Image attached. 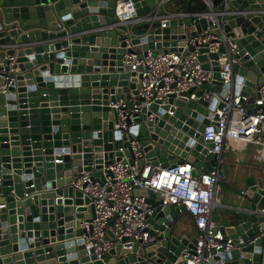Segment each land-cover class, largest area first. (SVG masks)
<instances>
[{"label":"water","instance_id":"95a60500","mask_svg":"<svg viewBox=\"0 0 264 264\" xmlns=\"http://www.w3.org/2000/svg\"><path fill=\"white\" fill-rule=\"evenodd\" d=\"M133 1L137 14L149 19L128 33L111 27L116 0H0V264H172L186 246L195 251L196 236L177 229L185 206L163 207L147 189L136 193L155 207L149 219L153 243L141 246L124 237L98 258L87 254L82 237L81 222L94 216V207L73 183L83 172L102 176L103 166L122 156L120 148L132 155L131 141L138 139L146 160L162 168L190 162L199 176L216 165L203 131L222 101L171 95L165 105L135 112L134 121L127 119L128 131L115 127L111 102L127 98L133 109L138 94L140 75L125 56L176 51L195 34L188 29L192 15L163 18L170 13L166 0ZM223 1L229 10L225 31L236 36L241 26L244 34L235 40L234 78L225 87L247 96L253 113L264 85V0ZM206 51L200 60L215 70V79L197 96L223 89L219 54ZM245 190L243 197L235 191L240 197L233 200L234 212L217 226L234 249H213L220 253L213 264H264V181L250 177Z\"/></svg>","mask_w":264,"mask_h":264},{"label":"built area","instance_id":"2783aa9c","mask_svg":"<svg viewBox=\"0 0 264 264\" xmlns=\"http://www.w3.org/2000/svg\"><path fill=\"white\" fill-rule=\"evenodd\" d=\"M166 1L168 3L173 0ZM116 3L117 22L111 27L120 25L125 27L126 32L131 33L133 25L149 19L148 16L137 14L133 0H116ZM205 3L208 7L206 11L192 14L168 13L163 16L167 19L192 15L188 29L195 34L187 37V43L180 46L181 49H148L146 53L141 51L125 56L131 70L140 75L136 83L138 94L132 97L133 109L129 108L127 98L111 102V106L118 115L115 127L128 131L127 119L134 121L135 112L141 111L144 106L149 109L153 104L165 105L171 95L178 97L188 93L190 100L222 101L223 107L217 106L211 111V116H208L210 123L203 131L205 143L212 144L208 147V153L216 155V165L212 170H203L199 176L193 175L194 166L190 162L162 168L146 160L141 142L135 139L130 142L132 155L125 153L126 148H120L122 156L115 157L110 164L104 165L102 176L94 177L89 172H83L73 184L91 197L94 207V216L81 222V229L84 230L82 237L88 255L94 254L99 258L124 237L139 242L141 246L155 241L149 222L155 207L147 197L136 193L142 189L155 194L156 200L163 201V207L171 204L185 206L184 214L192 219L195 233L184 236H196L195 251L191 252L186 246L172 264H213L215 257L220 256L213 249L221 246H225V252L234 249L232 239L224 242V236L217 230L218 224L213 220L214 209L218 204L216 197L221 182H233L229 172L230 162L226 157L240 143L259 146L264 155V85L257 91L259 96L255 99L253 113H249L247 96L241 95L233 87H225L232 84L234 78L233 64L236 59L232 52L235 40L244 34L241 26L235 28L236 36L225 31V15L229 13L226 1L220 8L215 6L213 0H205ZM163 4L162 2L161 6ZM202 19H205L204 23L201 22ZM190 46L194 50L190 51ZM221 48H224L223 52L220 51ZM202 49L207 50L203 53L206 55L219 54V73L223 89L205 90L197 96V91L204 84L212 85L215 79V70L212 67L205 68V62L200 60ZM208 62L211 63V60ZM9 64V72H15L13 62ZM6 79L7 85L13 81L8 76ZM153 117V113L148 115L149 119ZM141 160L144 161L143 166L139 163ZM245 192V189L241 190L242 197Z\"/></svg>","mask_w":264,"mask_h":264},{"label":"crops","instance_id":"0c3cea01","mask_svg":"<svg viewBox=\"0 0 264 264\" xmlns=\"http://www.w3.org/2000/svg\"><path fill=\"white\" fill-rule=\"evenodd\" d=\"M226 158L230 162L231 168L229 172L233 182L229 183L230 187L220 188L217 193L218 197H216V200L218 204L214 209V216H217L216 224L218 225H220L224 218H227L234 212L235 203L233 200L240 197V194L238 193L237 196L235 191L245 189L248 178L255 177L257 180L264 181V155L259 146L251 143H240L235 151ZM189 223L191 227H177L178 231L182 232V235H194L193 222ZM192 228L193 233L191 232Z\"/></svg>","mask_w":264,"mask_h":264},{"label":"rangeland","instance_id":"374dc122","mask_svg":"<svg viewBox=\"0 0 264 264\" xmlns=\"http://www.w3.org/2000/svg\"><path fill=\"white\" fill-rule=\"evenodd\" d=\"M176 1H179V0L169 1L168 5L170 7H173V5L175 4ZM181 1H184V0H181ZM213 1L215 2V5L217 7H220V6L223 7L224 6L223 0H213ZM205 6L207 7L205 0H189L188 5H187V9L191 10V11H198V10L204 9ZM137 25H140L139 27L143 26L142 23L137 24ZM223 187H230V185L227 181L221 182L219 189H218V192H219L220 188H223ZM217 197H218V194H217ZM213 220L216 222L217 216L213 215ZM191 221H192V219L187 214H184L178 218L176 224H177V227H183V228L186 227L187 228L188 226L191 227V224L189 223ZM191 232L193 233V228L191 229Z\"/></svg>","mask_w":264,"mask_h":264},{"label":"trees","instance_id":"16d2710c","mask_svg":"<svg viewBox=\"0 0 264 264\" xmlns=\"http://www.w3.org/2000/svg\"><path fill=\"white\" fill-rule=\"evenodd\" d=\"M173 1H175V0H173ZM188 2H189V0H184V1L179 0V1L175 2L173 7H170L168 4H166V7L170 13L186 12ZM220 7H217V8H220ZM206 10H208V7L205 6L203 11H206ZM139 26L140 25H137V24L133 25V31H135V32L140 31L142 26L141 27H139Z\"/></svg>","mask_w":264,"mask_h":264}]
</instances>
